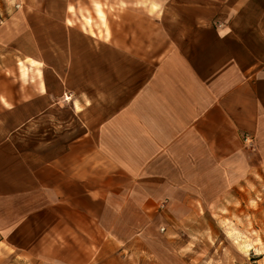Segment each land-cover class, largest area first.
<instances>
[{"label": "crops", "instance_id": "1", "mask_svg": "<svg viewBox=\"0 0 264 264\" xmlns=\"http://www.w3.org/2000/svg\"><path fill=\"white\" fill-rule=\"evenodd\" d=\"M263 182L264 0H0V264H139Z\"/></svg>", "mask_w": 264, "mask_h": 264}, {"label": "rangeland", "instance_id": "2", "mask_svg": "<svg viewBox=\"0 0 264 264\" xmlns=\"http://www.w3.org/2000/svg\"><path fill=\"white\" fill-rule=\"evenodd\" d=\"M94 17L87 11L81 18L90 32ZM241 196L196 205L195 211L175 220V233L165 237L170 242L158 239L164 249L158 258L144 252L138 263L264 264V182L261 189L250 187Z\"/></svg>", "mask_w": 264, "mask_h": 264}, {"label": "bare ground", "instance_id": "3", "mask_svg": "<svg viewBox=\"0 0 264 264\" xmlns=\"http://www.w3.org/2000/svg\"><path fill=\"white\" fill-rule=\"evenodd\" d=\"M95 8H96V14H97V16H98L99 18H101V19H104V13H103V11H102L100 5L97 4ZM87 21L89 22L90 20L87 19Z\"/></svg>", "mask_w": 264, "mask_h": 264}, {"label": "built area", "instance_id": "4", "mask_svg": "<svg viewBox=\"0 0 264 264\" xmlns=\"http://www.w3.org/2000/svg\"><path fill=\"white\" fill-rule=\"evenodd\" d=\"M14 7H15V8L19 7V4H18V3H15V4H14ZM64 99H65V100H69V97L66 96V97H64ZM246 140H247V139H246Z\"/></svg>", "mask_w": 264, "mask_h": 264}]
</instances>
